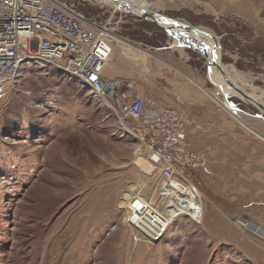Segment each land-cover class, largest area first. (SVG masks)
Returning <instances> with one entry per match:
<instances>
[{
    "label": "rangeland",
    "instance_id": "obj_1",
    "mask_svg": "<svg viewBox=\"0 0 264 264\" xmlns=\"http://www.w3.org/2000/svg\"><path fill=\"white\" fill-rule=\"evenodd\" d=\"M55 1L98 26L107 25L116 37L112 60L122 55L139 69L143 52L165 54L176 67L192 68L205 89L238 111L245 125L212 101L223 120L215 122L214 133L200 121L212 145L195 140V148L202 145L210 158L192 178L207 198L206 209L215 206L229 212L233 222L254 221L264 228V191L245 190L248 184L241 181L252 174L258 155L264 156V141L248 129L264 126L260 111L225 98L209 78L206 58L181 50V42L153 24L114 5ZM162 1L155 0L164 17L218 38L228 72L234 69L250 84L237 81L239 87L250 94L254 88L257 95L264 91V0ZM22 70L0 101V264H255L234 245L206 240L203 225L184 217L160 243L140 241L127 225L126 211L133 196L145 201L156 184L142 158L140 125L120 115L110 97L104 104L56 68L32 63ZM132 81L154 105L158 87L140 78ZM251 237L264 248V238Z\"/></svg>",
    "mask_w": 264,
    "mask_h": 264
},
{
    "label": "built area",
    "instance_id": "obj_2",
    "mask_svg": "<svg viewBox=\"0 0 264 264\" xmlns=\"http://www.w3.org/2000/svg\"><path fill=\"white\" fill-rule=\"evenodd\" d=\"M145 1L160 10L155 0ZM108 31L55 0H0V101L6 86L21 78L23 65L32 63L56 68L106 98L102 81L114 48ZM118 101L140 125L142 158L156 177L153 194L129 201L128 227L140 241L156 245L181 217L201 225L207 198L192 175L206 165L207 156L188 141L189 130L199 125L177 109L149 106L132 80L122 83ZM118 113L123 114L120 107ZM235 224L264 238V229L254 222Z\"/></svg>",
    "mask_w": 264,
    "mask_h": 264
},
{
    "label": "crops",
    "instance_id": "obj_3",
    "mask_svg": "<svg viewBox=\"0 0 264 264\" xmlns=\"http://www.w3.org/2000/svg\"><path fill=\"white\" fill-rule=\"evenodd\" d=\"M160 2L163 1L160 0ZM151 10H155L153 11L154 13L156 12V14H160L163 9L160 8L159 10L155 4L154 9ZM177 41L178 40H176V42ZM115 48L124 49L125 46L117 44ZM114 51L115 49L113 48V53ZM128 51L130 50L128 49ZM143 54L144 57L142 58V63L139 69L137 66H133L127 57H121L122 55L116 56L113 60L111 59L110 63L106 66V75L104 74V79L115 82L118 79L126 81L137 80L140 78V80L147 82L149 86H157L158 90L154 91L156 96L153 97V106L159 110L177 109L193 119L197 125H199V129L189 130L188 141L190 148L206 154L207 151H204L200 147L202 145H200L199 148H195L196 142H204L205 145L206 143L212 145L208 137L209 131L214 133L215 129L218 128L215 122L223 120V117L218 116L216 111L213 110L212 101L215 100L213 98L214 94L205 89L198 82L196 77L197 73L194 72L192 68L184 65L176 67L174 64L178 65V63L169 60L167 56L168 59H165V54L163 57L162 54L154 55L149 52H143ZM161 81L164 83L163 90L159 89ZM138 90L142 97L147 100L145 96L146 91L140 88H138ZM236 115L241 119L238 114ZM231 116L234 117L232 114ZM234 118L243 124L238 118ZM200 121L205 124V129H209L208 132L204 130V124ZM256 126L254 132H252L264 141V126L260 124H256ZM195 140L198 141L195 142ZM206 156L208 163L210 158L208 152ZM257 158L258 164L254 165L252 174L241 177V181L248 184L245 190H252L254 192L264 191V165L260 162L261 160H264V156L258 155ZM211 208V211H209L210 208L207 207L206 219L204 218V221L201 224L203 225L206 240H211L215 243L218 241L219 243L234 245L245 259L253 260L255 264H264V248H262V245L254 243L252 241V235L239 228L235 222L230 219L228 216L229 212H224L222 209L215 206Z\"/></svg>",
    "mask_w": 264,
    "mask_h": 264
},
{
    "label": "water",
    "instance_id": "obj_4",
    "mask_svg": "<svg viewBox=\"0 0 264 264\" xmlns=\"http://www.w3.org/2000/svg\"><path fill=\"white\" fill-rule=\"evenodd\" d=\"M115 3L119 4V10L124 12L125 14H128L132 17H136L142 21L149 22L153 24L156 28H158L161 31L166 32L170 36L173 35L177 39L182 40L185 43H190V44H198L200 45L199 47L202 49L204 53V57L206 58L207 61V68H208V75L209 78L212 79V58L210 56V51L213 53V55L220 60L221 65H220V71L219 75L222 77L223 80H225L226 84L228 85L229 89L231 92H233L230 97H233L237 99L239 102L258 109L261 113V117H264V97H258L255 95H249L246 91H244L241 87H238L235 85L229 75H228V66H226L223 61L222 57L220 56L218 58V49H219V40L218 38L212 34L209 31L204 30L201 27H194L190 24L178 21V20H173L167 17H164L166 19V23L164 24L160 22L159 18L155 13L145 11V10H140L139 13H136L132 8V6L126 2H120L119 0H113ZM135 9L137 7H134ZM183 32V33H181ZM185 34H190L194 36L186 38L187 35ZM172 37V36H171ZM211 38L214 41V45L212 46L211 49H209L206 39ZM186 38V39H185ZM124 81L122 79H118L115 82L103 80L102 83L104 84V94L107 97H110L114 104L117 107H120L121 110L123 111V115H125V118L128 119L129 117L125 114L126 108L125 105H120L118 101V94L121 91V85ZM264 119V118H263Z\"/></svg>",
    "mask_w": 264,
    "mask_h": 264
},
{
    "label": "bare ground",
    "instance_id": "obj_5",
    "mask_svg": "<svg viewBox=\"0 0 264 264\" xmlns=\"http://www.w3.org/2000/svg\"><path fill=\"white\" fill-rule=\"evenodd\" d=\"M89 1H96L102 5H114L116 8L119 7V4L118 3H115L113 0H89ZM120 2H126L128 4H130L133 8V10L136 12V13H139L140 10H145V11H151V8H150V5H149V2L145 1V0H119ZM134 7H137L136 9ZM155 11V10H154ZM156 14V12H155ZM157 17L159 18L160 22L164 23V24H167L166 22V19L164 18L163 15L161 14H156ZM207 31V30H206ZM183 33V32H181ZM187 35L186 38H189L190 36L194 38L193 34L190 35V34H185ZM111 36V39L112 41L115 40V36L114 35H110ZM172 37H174L173 35H171ZM175 40H178L176 42V44L179 42H181L182 46H181V49L182 48H189V49H192V50H195L196 52H199L200 54L204 55L202 49L199 47L200 45L198 44H190V43H185L183 42L182 40L180 39H177L176 37H174ZM185 38V39H186ZM206 43L209 47V49L212 48V46L214 45V41L211 39V38H207L206 39ZM218 58L221 56L220 54V51L218 49ZM210 56L212 58V79L210 78V80L217 86V88L221 91V93L224 95L225 98H229L230 95L233 93L231 92V90L229 89L228 85L226 84L225 80L222 79V77L219 75V71H220V65H221V62L219 59H217L213 53L210 51ZM228 75L231 79V81L238 86L237 84V81H240L242 82L243 84L245 85H248L250 86V84H248L246 81V77L241 75V74H238L237 71H235L234 69H231L229 72H228ZM239 87V86H238ZM254 88V87H253ZM256 89L254 88V93L253 94H250L248 93L250 96L251 95H255V96H258V97H264V91L262 90L260 93V95H257L255 93H257V91H255ZM213 98L219 103L221 104L224 108L228 109L231 113L234 112L233 114L237 117L236 114H238V111L233 108L231 105L229 104H225L224 102L222 103L220 100L216 99L214 96ZM102 101L104 104H110L109 101L107 100V98L103 97L102 98ZM239 119V118H238ZM241 122H243L241 119H239ZM244 124V122H243ZM245 125V124H244ZM247 127V126H246ZM250 129V128H249ZM251 131H253L252 129H250ZM254 132V131H253Z\"/></svg>",
    "mask_w": 264,
    "mask_h": 264
}]
</instances>
